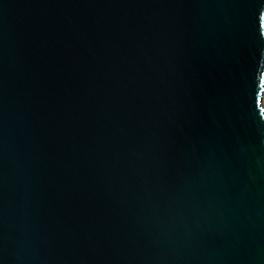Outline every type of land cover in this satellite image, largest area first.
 <instances>
[{
    "label": "water",
    "instance_id": "obj_1",
    "mask_svg": "<svg viewBox=\"0 0 264 264\" xmlns=\"http://www.w3.org/2000/svg\"><path fill=\"white\" fill-rule=\"evenodd\" d=\"M264 0H0V264H264Z\"/></svg>",
    "mask_w": 264,
    "mask_h": 264
},
{
    "label": "bare ground",
    "instance_id": "obj_2",
    "mask_svg": "<svg viewBox=\"0 0 264 264\" xmlns=\"http://www.w3.org/2000/svg\"><path fill=\"white\" fill-rule=\"evenodd\" d=\"M263 101H264V97H263Z\"/></svg>",
    "mask_w": 264,
    "mask_h": 264
}]
</instances>
